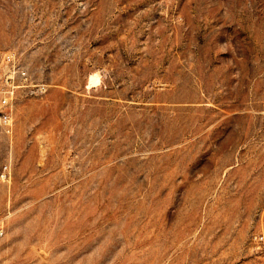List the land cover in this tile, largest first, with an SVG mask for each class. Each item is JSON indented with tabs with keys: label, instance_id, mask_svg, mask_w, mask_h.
Here are the masks:
<instances>
[{
	"label": "rangeland",
	"instance_id": "1",
	"mask_svg": "<svg viewBox=\"0 0 264 264\" xmlns=\"http://www.w3.org/2000/svg\"><path fill=\"white\" fill-rule=\"evenodd\" d=\"M8 52L0 264H264V0H0Z\"/></svg>",
	"mask_w": 264,
	"mask_h": 264
},
{
	"label": "built area",
	"instance_id": "2",
	"mask_svg": "<svg viewBox=\"0 0 264 264\" xmlns=\"http://www.w3.org/2000/svg\"><path fill=\"white\" fill-rule=\"evenodd\" d=\"M3 72L0 74V123L7 131L12 126L11 105L19 90L30 96L40 94L45 85L35 81L14 53L2 56Z\"/></svg>",
	"mask_w": 264,
	"mask_h": 264
},
{
	"label": "bare ground",
	"instance_id": "3",
	"mask_svg": "<svg viewBox=\"0 0 264 264\" xmlns=\"http://www.w3.org/2000/svg\"><path fill=\"white\" fill-rule=\"evenodd\" d=\"M90 79L92 80L91 82L97 81V77L96 76H92Z\"/></svg>",
	"mask_w": 264,
	"mask_h": 264
}]
</instances>
